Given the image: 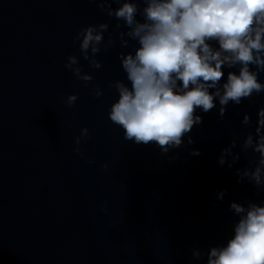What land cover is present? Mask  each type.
Returning <instances> with one entry per match:
<instances>
[{
	"label": "water",
	"instance_id": "95a60500",
	"mask_svg": "<svg viewBox=\"0 0 264 264\" xmlns=\"http://www.w3.org/2000/svg\"><path fill=\"white\" fill-rule=\"evenodd\" d=\"M99 23L115 43L93 69L73 37ZM116 23L91 0H0V264H122L147 145L108 116L119 98L109 83L130 86L119 54L139 46L125 36L121 47ZM69 55L93 77L87 87L65 68ZM82 128L83 156L73 151Z\"/></svg>",
	"mask_w": 264,
	"mask_h": 264
},
{
	"label": "clouds",
	"instance_id": "9594fccd",
	"mask_svg": "<svg viewBox=\"0 0 264 264\" xmlns=\"http://www.w3.org/2000/svg\"><path fill=\"white\" fill-rule=\"evenodd\" d=\"M91 2L116 19V29H127L118 32L121 47L129 45L125 36L139 45L134 54H119L130 86L121 80L108 85L119 94L108 116L124 130L126 141L155 144L166 154L183 146V138L203 124L198 111L207 114L217 108L218 101L223 119L229 104L240 105L245 99L254 104L253 96L264 93V83L258 79L264 72V0H143V8L137 0ZM113 2L119 7L113 8ZM108 29V23L87 25L73 37V43L79 42L80 58L93 69L102 67L97 55L115 43L111 35L105 42L103 34ZM65 68L85 87L93 79L82 72L76 55L67 57ZM225 68L229 69L226 79ZM102 94L99 86L93 90L96 98ZM77 99L71 94L66 104L74 106ZM241 123L251 126L247 113ZM89 138V130L82 128L74 138L73 151L83 156L81 141ZM188 143H193L190 135ZM236 146L237 140L232 139L221 150V166L231 168L239 161L240 154L233 152ZM248 149L259 158L254 169L236 170L237 182L247 178L260 189L264 186V107L257 111L254 133L248 132L241 145L242 151ZM193 154L199 155V150ZM85 163L95 161L86 159ZM223 195V191L218 193V199ZM230 210L238 216L234 235L207 252V264H264V205L231 202ZM192 255L200 259L203 254L195 249Z\"/></svg>",
	"mask_w": 264,
	"mask_h": 264
}]
</instances>
